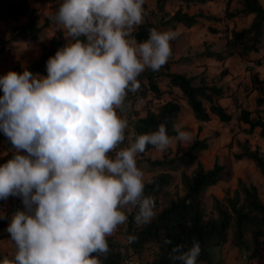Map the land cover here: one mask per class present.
<instances>
[{
	"label": "clouds",
	"instance_id": "1",
	"mask_svg": "<svg viewBox=\"0 0 264 264\" xmlns=\"http://www.w3.org/2000/svg\"><path fill=\"white\" fill-rule=\"evenodd\" d=\"M144 5L62 0L47 19L67 39L47 59V75L27 69L0 75V132L14 149L0 164V200L18 196L25 209L8 219L14 253L2 264H101L107 238L128 214L137 210L138 226L154 219L155 202L145 195L136 158L148 145L164 152L173 140L163 124L126 137L128 122L117 111L130 109L125 101L139 91L138 77L146 69L159 71L172 55L176 34L170 30L150 28L146 39H135L147 15ZM174 131L179 146H190L189 131ZM137 239L127 236L129 244ZM200 254L194 239L173 246L168 258L197 264Z\"/></svg>",
	"mask_w": 264,
	"mask_h": 264
},
{
	"label": "trees",
	"instance_id": "2",
	"mask_svg": "<svg viewBox=\"0 0 264 264\" xmlns=\"http://www.w3.org/2000/svg\"><path fill=\"white\" fill-rule=\"evenodd\" d=\"M170 1L203 4L213 0H154L152 10L147 11L145 8L147 15L144 22L133 33L137 41L146 39L150 28L173 30L178 25L191 27L200 18L220 21L237 15L241 17L251 15L248 25L238 29L231 27L226 31L223 50L207 51L205 56L219 62H224L234 55L248 60L249 54L256 53L261 48L264 35V6L258 0H235L238 7L234 10L228 9L232 0H226L225 13L222 16L203 14L200 11L189 14L180 8L169 13L165 10V5ZM23 17L24 23H15ZM0 19H9L14 22L8 25L9 34L0 42L35 41L49 22V19L45 17L42 23H38L37 9L29 6L27 0H0ZM64 44L62 30L58 28L47 44L42 45L37 57L25 66L14 63L9 71L19 73L27 69L33 74L47 75V59L54 56L56 50ZM251 60L257 64L259 62L258 59ZM141 75L146 80V87L144 90L139 89L141 93L139 97H145V92L148 91L151 97L148 98L147 103L154 98L158 100V104L154 108L146 104L144 115L132 121L131 133L133 131L136 134L150 133L163 124L170 137L176 136L174 128L180 105L171 90L173 88L179 92L180 98L185 99L195 121L199 124L209 121L212 116L221 122H228L231 119V114L218 103V99L223 95L220 86L207 83L202 79L194 84L193 76L170 71L167 64L164 65L163 71L154 72L146 69ZM162 78L166 80L164 89L158 87V81ZM248 81L251 90L257 93V102H264V79L259 78L257 72H251L248 75ZM163 93L168 95L167 99L161 98ZM134 98L135 95L129 93L126 101ZM249 114L247 110H239L238 119L248 126V130L258 128L259 136L264 139V120L261 117L251 118ZM199 124L192 143L184 152L174 153L171 156L165 153L161 158L145 159L148 169L157 171L145 182V195L154 200L156 215L150 223L138 226L133 219L137 210L134 209L131 214H128L124 236L127 239L128 235L134 234L138 239L131 244L127 241L126 246L123 247L112 236L108 237L109 251L107 255L99 256L101 264H122L127 259L129 251L139 257L147 251L148 257L143 264H174L168 258L171 248L176 244L190 245L194 239L199 241L201 246L197 264H225L219 248L228 241L229 232V243L244 253L247 261L256 257L261 240L264 238V204L253 184L239 179L231 196L224 199L212 196L211 212L206 214L204 210L203 195L208 187L221 180L223 166L214 162L211 167L205 168L197 159L198 152L207 148L205 138L197 136L200 130ZM0 140L10 142L3 132H0ZM236 146L238 151L232 154L233 158L252 161L264 177V158L257 147L251 148L246 140L237 141ZM152 148L154 147L148 145L144 152ZM13 154L1 164L10 159ZM185 169L190 170L186 172ZM21 208H24V205L19 198L11 210L5 213L6 218L0 220V240L11 241L6 230V220L10 212ZM165 238L172 243L164 244ZM0 264H2L1 255Z\"/></svg>",
	"mask_w": 264,
	"mask_h": 264
},
{
	"label": "rangeland",
	"instance_id": "3",
	"mask_svg": "<svg viewBox=\"0 0 264 264\" xmlns=\"http://www.w3.org/2000/svg\"><path fill=\"white\" fill-rule=\"evenodd\" d=\"M258 1L264 6V0ZM27 2L29 6L36 7L38 19L40 20L39 23H42L45 17L57 10L62 0H27ZM225 2L226 0H213L203 4H184L170 1L166 3L165 10L172 13L175 9L180 8L189 14L200 11L203 14L222 16L225 13ZM153 5L154 0H145L144 6L147 11L152 10ZM237 7L238 5L235 0H232L229 3L228 9L234 10ZM250 20L251 15L246 17L237 15L231 19L224 18L220 21L200 18L196 24L188 28L181 25H178L173 30L157 28L158 30H170L176 34L175 38L170 42L172 55L166 63L169 70L182 73L185 76H193L195 78L194 84H197L199 79H202L207 83L220 86L223 95L218 99V103L225 111L231 114V119L228 122H221L212 116L209 121L199 124L195 121L185 99L179 97V92L175 88L171 89L176 96V101L180 105L175 126L189 131L194 138L197 125L199 124L200 130L197 136L198 138H205L207 142V148L198 152L197 159L205 168L211 167L214 162L223 166L221 180L208 187L203 195L202 201L206 214L211 212V197L224 199L227 196H231L239 179L245 183L253 184L257 189L261 202L264 204V177L252 161L244 158L236 160L232 156L234 152L238 151L236 142L246 140L251 148L257 147L264 158V139L259 136V129L248 130V126L238 119L239 110L244 109L250 112L249 116L251 118L261 117L264 120V102H257V93L251 90L248 81V75L251 72H257L258 77L264 79V35L261 48L256 53L249 54L248 60L234 55L227 58L224 62H219L205 56L207 51H220L224 49L225 33L229 28L234 27L238 29L246 26ZM23 22H25L24 17L18 19L15 23L21 24ZM13 23L9 19H0V40H4L8 36V25ZM58 28L57 25L49 20L41 36L34 42L20 40L0 42V75L8 72L14 63H18L20 66L30 63L40 53L42 45L47 44L53 32ZM62 33L66 42V34L63 31ZM251 59H258V64ZM163 70L164 66L159 71ZM138 80L140 82V89L144 90L146 80L142 75L138 77ZM158 87L160 89L166 87V80L164 78L158 81ZM134 95L135 98L133 100L128 99L125 102L126 104L130 103V109H126L123 112L117 110L118 114L128 122L126 137L131 134L132 121L144 115L146 104L151 108H154L158 104V100L154 98L147 103L148 98L151 97V93L148 91L145 92V97H139L141 95L140 91ZM161 98L167 99L168 95L163 93ZM171 138L173 143L164 152H159L155 148H152L143 154L137 155V167L144 172L145 182L157 172L156 170L152 171L148 169L145 159L161 158L165 153L171 156L174 153L179 154L186 150V148L177 144L175 136ZM127 143L126 139L122 146H126ZM13 152L14 149L11 142L7 143L4 140H0V164ZM185 170L188 172L190 169ZM19 198L18 196H9L7 200H0V215L4 216L7 211L11 210ZM18 210L25 209L21 208ZM14 212H10L8 219H10L11 214ZM8 219L6 220V226H8ZM124 230L125 224L120 225L112 235L123 247L127 244ZM229 238L230 232L228 233V241L219 248L220 255L225 264H264V238L261 240V246L256 257L250 261H247L244 253L229 243ZM13 253V242L6 239L0 240L1 261L5 257L12 259ZM147 257V251L141 257L131 254L129 251L127 259L122 264H143Z\"/></svg>",
	"mask_w": 264,
	"mask_h": 264
},
{
	"label": "crops",
	"instance_id": "4",
	"mask_svg": "<svg viewBox=\"0 0 264 264\" xmlns=\"http://www.w3.org/2000/svg\"><path fill=\"white\" fill-rule=\"evenodd\" d=\"M37 22L39 23V22H40V20L38 19V20H37ZM23 23H24V22H23ZM33 42H34V41H33Z\"/></svg>",
	"mask_w": 264,
	"mask_h": 264
}]
</instances>
